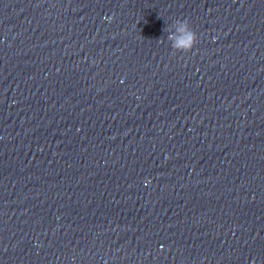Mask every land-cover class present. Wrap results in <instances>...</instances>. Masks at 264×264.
Masks as SVG:
<instances>
[{"label": "clouds", "instance_id": "clouds-1", "mask_svg": "<svg viewBox=\"0 0 264 264\" xmlns=\"http://www.w3.org/2000/svg\"><path fill=\"white\" fill-rule=\"evenodd\" d=\"M165 30L168 33L166 39L174 53L186 54L196 47L198 34L191 27L187 18L177 19ZM159 41L163 43V38Z\"/></svg>", "mask_w": 264, "mask_h": 264}]
</instances>
